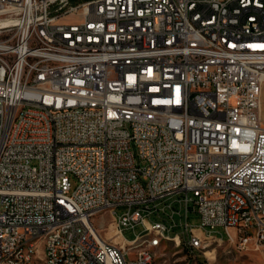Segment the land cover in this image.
<instances>
[{
    "label": "built area",
    "instance_id": "obj_1",
    "mask_svg": "<svg viewBox=\"0 0 264 264\" xmlns=\"http://www.w3.org/2000/svg\"><path fill=\"white\" fill-rule=\"evenodd\" d=\"M263 85L264 0H0V264L264 255Z\"/></svg>",
    "mask_w": 264,
    "mask_h": 264
},
{
    "label": "rangeland",
    "instance_id": "obj_2",
    "mask_svg": "<svg viewBox=\"0 0 264 264\" xmlns=\"http://www.w3.org/2000/svg\"><path fill=\"white\" fill-rule=\"evenodd\" d=\"M67 20H73V17H67ZM260 110L261 116L264 118V85L261 92V100H260ZM194 217V216H192ZM112 217L109 214H105L103 216H99L95 219V226L97 229L103 226L104 223H108L111 225ZM113 227V226H112ZM111 227L112 231L114 230ZM110 229V230H111ZM108 230V232L101 231V235L104 238H108L112 231ZM142 231V232H141ZM223 233V230H221ZM143 233V227L138 226L135 231L125 230L123 232L124 237L127 240H133L137 234ZM224 238L226 236L223 234ZM113 239H115L113 237ZM212 249H215V252L212 254H207L200 256L196 261H193L185 256V254L181 251L179 247L167 240H163L161 242L160 248H156V262L163 264H264V255L259 251H240L232 244L228 242L225 243H214L213 247L209 249L210 253Z\"/></svg>",
    "mask_w": 264,
    "mask_h": 264
},
{
    "label": "bare ground",
    "instance_id": "obj_3",
    "mask_svg": "<svg viewBox=\"0 0 264 264\" xmlns=\"http://www.w3.org/2000/svg\"><path fill=\"white\" fill-rule=\"evenodd\" d=\"M59 101H73V94L60 93ZM110 231H112V229ZM112 233L114 234L113 237L115 238L114 239L115 242L127 246V243L123 241V239L120 236H117L114 230L112 231ZM49 237H56V230H49ZM160 237H161V230L158 229L143 230V233L138 234V239L132 240L131 249L133 250V252H141L142 245H147V241ZM162 241L163 240H160V245ZM211 244L212 241H205L204 245L202 246V253L209 252ZM33 245H34V233H24V240L16 241V243L14 244V251H15L14 259H21L22 255H28V248H31V246ZM158 247H159L158 244L149 245V259H151V263H157L155 250ZM182 249H190V242H182ZM39 255L43 258H50V249H48L47 247H39ZM88 264H101V263H88Z\"/></svg>",
    "mask_w": 264,
    "mask_h": 264
},
{
    "label": "trees",
    "instance_id": "obj_4",
    "mask_svg": "<svg viewBox=\"0 0 264 264\" xmlns=\"http://www.w3.org/2000/svg\"><path fill=\"white\" fill-rule=\"evenodd\" d=\"M71 1H75V0H71Z\"/></svg>",
    "mask_w": 264,
    "mask_h": 264
}]
</instances>
